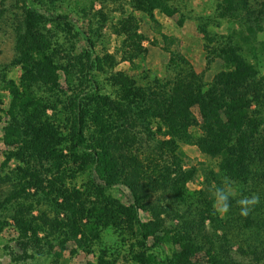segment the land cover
Instances as JSON below:
<instances>
[{
    "label": "trees",
    "instance_id": "16d2710c",
    "mask_svg": "<svg viewBox=\"0 0 264 264\" xmlns=\"http://www.w3.org/2000/svg\"><path fill=\"white\" fill-rule=\"evenodd\" d=\"M91 1L74 0L68 10L75 15L71 17L67 12L52 13L44 0H23L14 18L15 64L21 72L19 85L5 79L10 99L0 134L5 146L0 159V231L10 219L20 250L11 259L36 257L48 235L57 236L59 246L72 240L77 247L90 250L99 229L110 226L120 240L124 235L131 238L125 251L129 264H202L196 256L201 246L195 232H161L160 220L140 217L147 192L137 184L142 164L130 146L132 129L140 128L149 136L154 124L157 132L167 135L156 140V151L165 147L172 155L179 144L195 145L216 159V171L209 170V174L217 179V188L228 177L238 179L229 189L233 195L245 196L259 188L264 193V73L259 70L264 34L256 43L259 47L252 44L256 32L264 33V0H215L211 17L199 16L206 64L217 57L225 65L208 79L179 52H168L163 79L155 76L137 84L116 70L108 78L111 92L99 90L98 72L115 63V54L94 51L93 37L77 25L78 19H87ZM126 1L154 23V9L171 16L179 12V4L184 5L183 0H177L178 7L170 0ZM212 18L218 19L212 22ZM222 21L227 34L218 31ZM46 23L60 28L67 38L69 52L63 56L42 30ZM117 27L116 33L123 36L115 52L132 65L145 51L143 35L136 31L130 13L118 20ZM79 39L85 44L76 50ZM61 57L64 60L59 63ZM58 70L67 83L79 77L78 87L63 99L46 103L32 85L39 82L56 95L61 92ZM175 163L173 168L163 165V175L169 197L185 203L184 184L195 168ZM117 183L129 191L128 203L108 193ZM186 208L191 207L187 204ZM204 211H209L207 206L195 212L197 223L190 222L188 229L202 225ZM165 239L173 247L165 249ZM260 250L264 257V240ZM206 253L209 264L258 263L252 250L253 258L244 262L232 255L223 258ZM107 255L99 251L94 264H115L114 256Z\"/></svg>",
    "mask_w": 264,
    "mask_h": 264
},
{
    "label": "rangeland",
    "instance_id": "374dc122",
    "mask_svg": "<svg viewBox=\"0 0 264 264\" xmlns=\"http://www.w3.org/2000/svg\"><path fill=\"white\" fill-rule=\"evenodd\" d=\"M44 1L45 6L52 13L67 12L71 17L75 16L72 11H68L74 0ZM171 1L178 7L177 0L168 2L171 3ZM214 2L215 0H183L184 5L179 4V12L171 16L164 15L154 9L152 12L156 20V23H154L147 14L129 6L126 0H92L91 9H89L86 16L87 19L85 21L78 19L77 25L93 37L94 51L98 54L102 51L115 54V63L111 67L104 66L103 71L98 72L99 90L101 92H111L113 86L110 85L108 78L110 73L116 70L124 71L134 78L137 84L149 82L148 80L155 76L163 79L167 73L166 60L168 52H179L196 72L203 71L204 78L207 79L214 72L225 67L217 57H213L206 64V52L202 46L205 43L204 36L198 29L202 21L199 16L213 14ZM22 3L23 0H0V107L3 109L0 119V134L1 126L8 118L5 110L10 99L9 88L5 84V79H11L16 85H19L21 70L18 64H15L16 50L14 45L16 39L13 24L15 15L19 13ZM129 13L136 20V31L143 35L141 45L145 47V51L133 59L132 65L126 60L119 59V53L115 52L123 36L116 33L118 20ZM213 18L211 19L212 22L218 19ZM220 26L218 31L227 34L224 21ZM51 27L49 23H46L42 30L46 32V36L53 45L56 44L59 47V56H63L65 52H69L68 48L65 47L68 40L62 36L60 28L53 29ZM263 34V31L256 32L253 36V38L256 37V40L253 39L252 44L262 40ZM249 39H251L250 36ZM78 41L75 47L76 50L85 44L81 39ZM256 46L259 47L257 44ZM242 47L245 49V53L249 51L246 50L247 48L244 45ZM76 50H71V52L74 53ZM259 54L262 59L259 70L264 73V52ZM245 55L249 56L248 53ZM63 60L64 58L61 57L59 63H62ZM58 74L61 92H57L56 95L52 94V91L45 90L39 82L32 85L35 93L46 103L47 100L55 103V98L63 99L66 94L70 93L72 88L78 87L76 81L79 77L67 83L64 80L63 72L58 70ZM81 84H84V82ZM46 111L48 113L52 112L50 108ZM163 128L161 125L160 130ZM132 132L134 141L131 142L130 146L132 152L142 164V169L136 178L137 184L140 190L145 189L147 192V197L144 199L146 208L138 211L141 218L160 220L159 231L161 232L167 230L170 233L195 232L197 234L196 242L201 246L196 256L202 261V264H209L206 261L208 258L207 250L223 258L232 255L234 258L243 259V262L246 259L253 258L250 253L252 250L255 256H258L257 264L263 262L264 257L261 255L260 248L264 240V193L261 188L258 191L252 189L250 193L245 195L250 196L255 193L260 196V203L247 217L239 214L240 209L236 203L243 196L242 194H231L230 211L227 214H219L214 202V192L217 188L215 181L217 179L215 180L214 176L209 174V170L216 171L214 164L216 159L204 155L195 145L179 144L177 149L173 151L172 155L174 157L170 155V152H167L165 147L161 151H156V140L165 138L167 135L157 132L154 124L150 126L151 135L149 136L140 128L134 127ZM3 148L5 146L0 140V159L2 158L1 150ZM176 160L182 168L191 165L195 168L192 178L184 184L186 190V192L184 191V195H186L185 203H180L178 200L169 197L166 175H163L162 166L167 165L173 168ZM230 180L232 182L238 179L230 178ZM78 181L79 178L76 182ZM230 188H234V182L231 183ZM108 193L123 203H128L131 198L129 191L121 183L115 184ZM211 199L213 200L212 204H210ZM187 204L191 207L190 209L186 208ZM206 206L209 211H204L205 218L202 225L194 224L193 229H191L193 226L188 229L187 226L190 222L197 223L195 212L206 208ZM120 239L112 230V227L100 228L99 237L91 241L89 250L77 247L72 240H66L59 246L56 242L58 237L48 235L46 239H42L41 249L36 257H34L35 254H32L33 258H19L15 261L11 257L19 255L20 250L15 242L16 231L10 219H7V225H4L0 231V264H94L99 251H104L105 255L108 254L107 256H114L115 264H129V261H127L129 256L126 255L125 251L131 242V238L124 235L123 240ZM163 242L165 249L173 247L167 239ZM239 248L244 253H241Z\"/></svg>",
    "mask_w": 264,
    "mask_h": 264
},
{
    "label": "clouds",
    "instance_id": "9594fccd",
    "mask_svg": "<svg viewBox=\"0 0 264 264\" xmlns=\"http://www.w3.org/2000/svg\"><path fill=\"white\" fill-rule=\"evenodd\" d=\"M231 180L228 177H224L222 186L216 188L214 192V202L216 210L219 214H227L230 211V187ZM240 209V215L247 217L250 212L260 203V196L258 194H251L250 196H242L236 201Z\"/></svg>",
    "mask_w": 264,
    "mask_h": 264
}]
</instances>
